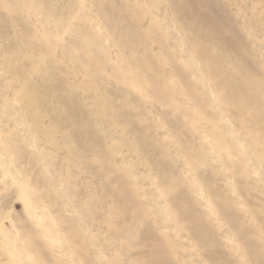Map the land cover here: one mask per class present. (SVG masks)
Returning <instances> with one entry per match:
<instances>
[{"label": "rangeland", "instance_id": "rangeland-1", "mask_svg": "<svg viewBox=\"0 0 264 264\" xmlns=\"http://www.w3.org/2000/svg\"><path fill=\"white\" fill-rule=\"evenodd\" d=\"M0 264H264V0H0Z\"/></svg>", "mask_w": 264, "mask_h": 264}]
</instances>
